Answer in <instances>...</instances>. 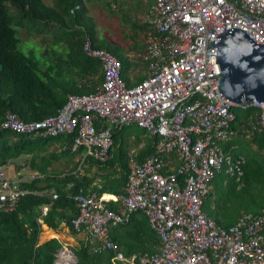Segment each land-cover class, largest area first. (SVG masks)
I'll list each match as a JSON object with an SVG mask.
<instances>
[{"label":"built area","instance_id":"built-area-1","mask_svg":"<svg viewBox=\"0 0 264 264\" xmlns=\"http://www.w3.org/2000/svg\"><path fill=\"white\" fill-rule=\"evenodd\" d=\"M147 24L142 60L146 76L133 86L122 78L120 59L95 49L85 52L100 60L104 81L89 95H70L56 115L26 122L9 112L2 129L22 135L73 136L59 153L77 154L78 167L66 175L85 174V160L112 158L114 131L136 125L159 142L143 161L139 150L128 154L125 194H71L78 208L74 230L86 235L95 253L114 251L112 264H264V213H243L223 227L205 212L215 178L223 173L240 181L246 159L227 154L224 145L237 134L235 107L259 113L242 128L247 137L264 134V104L237 105L221 98L216 53L210 42L231 27L264 45V0H155L144 17ZM177 157L172 170L167 159ZM65 175V176H66ZM64 177V176H63ZM0 166V211L13 212L22 197H48L47 216L59 194L54 189H26ZM73 184H68V189ZM117 203L112 208L110 203ZM142 212L160 237L155 252L126 255L111 238V227L127 224ZM42 223V220L39 219Z\"/></svg>","mask_w":264,"mask_h":264},{"label":"trees","instance_id":"trees-1","mask_svg":"<svg viewBox=\"0 0 264 264\" xmlns=\"http://www.w3.org/2000/svg\"><path fill=\"white\" fill-rule=\"evenodd\" d=\"M52 1L47 4L45 0H0V166L17 164L21 158H26L27 167L41 177H35L20 186L31 190L54 189L59 194L47 216L42 218V224L39 222L41 207L51 203L48 197L28 195L21 198L13 212L0 211V264H55L63 244L55 238L40 243L42 225L56 232L66 226L72 235H79L72 226L78 208L70 198L71 194L83 189L98 195H124L129 152L143 144L144 148L138 151L139 160L143 161L155 153V146L159 142L157 136H151L136 125L115 130L112 158L103 163L87 157L85 174L77 177L56 170L54 163L69 158L77 160L79 156L69 151L59 153L52 150L56 144L69 145L73 136L22 135L2 129L9 112L17 114L26 122L40 121L56 115L66 105L70 95H89L103 84L102 63L85 52L88 40L93 48L117 56L123 70H140L142 74L146 68L141 57L145 45L137 40L136 31L142 32L146 39L149 27L147 24L131 22L132 18L121 11L131 0H112L105 6L109 12H114L112 6L117 5L122 19L130 23L134 33L132 40L135 41L129 50L137 51L140 55L136 63L124 49L98 37L94 21L87 15L89 10L86 5L89 0ZM144 1L150 6L155 0H138L135 7H143ZM11 10L15 15L11 14ZM19 29L20 35L24 30L29 39L32 37L37 40L33 36L43 34V45L49 39L50 42L45 45V54L50 51L57 53L50 49L55 43L65 45L67 50L64 55H55L50 63L37 59L33 52L27 55L20 47L23 39L21 41L18 36ZM49 32L55 33L54 37H44ZM142 80L140 77L138 81L125 82L133 86ZM234 112L237 116L234 129L239 132L237 137L243 142L230 155L246 159L245 174L240 181L225 173L217 176L204 205L209 217L223 227L234 225L243 213H264V134L256 133L249 139L242 134V128L247 126L251 117L259 113V109L235 107ZM224 150L228 154V146ZM77 167L72 170L75 171ZM94 168L96 172L92 173ZM68 184H73V187L68 189ZM227 189L240 198V205L232 211L231 199L224 196ZM110 205L115 209L117 203L111 202ZM110 234L126 255L155 252L160 245L158 233L142 212L134 214L126 225L112 226ZM71 251L77 258L75 264H112L115 257L114 251L95 253L89 241L72 246Z\"/></svg>","mask_w":264,"mask_h":264},{"label":"rangeland","instance_id":"rangeland-1","mask_svg":"<svg viewBox=\"0 0 264 264\" xmlns=\"http://www.w3.org/2000/svg\"><path fill=\"white\" fill-rule=\"evenodd\" d=\"M47 4H51L53 3L52 0H45ZM138 0H131L129 1L128 5L125 8H122L121 11H124L125 13H127V16H130L131 22L132 21H136L137 23L141 24L140 22H142V18L144 16L143 11L146 10L147 7V2H143V7L141 8H137L136 3ZM112 2V0H89L87 2V8L89 10L88 12V16L90 18L93 19L94 21V25H95V29L97 32V35L99 38H103L105 40H107L110 44L112 45H116L121 47L122 49H124V51L126 52V54H128L131 58V60L136 63L137 62V58H139V54L137 53V51H130V47L134 46V41L132 40V35L134 34L132 32V28L130 23L125 22L122 19V15H121V11L119 10V7L115 4H113V10L114 12H109L106 9V4ZM10 5V4H9ZM145 8V9H144ZM144 9V10H142ZM11 14L15 15L12 10H11ZM142 15V18L140 17ZM61 35H64L61 31L59 32ZM26 32L24 30L21 31V35H20V29H19V38L22 39V43H21V50L27 54V55H31V52L34 53L35 57L41 61H45L47 63H50L51 59L55 56V55H64L65 51L67 50V48H65L64 46H61L59 43H55L52 44L50 46V49L55 50L54 53L52 51H50L48 54H45L46 52L44 51L45 49V45H47L50 40L47 39V43L45 45H43L41 42V40H43V34L38 36L35 35L33 37H35L37 40H34V38H28L26 36ZM47 35L49 37H54L55 33L53 34L52 32L49 33H45L44 37H47ZM136 38L137 40L141 41V43H143L145 45L146 43V39L143 37V33L140 31H136ZM27 42V43H26ZM65 48V49H64ZM67 59V58H66ZM142 76L141 71L140 70H123L122 73V78L125 81H138L140 79V77ZM128 85V84H127ZM78 160V159H77ZM75 158H69V159H64V161H66L67 163H69V165L67 167H64L63 169H61V171L63 172H68V171H73L74 167H76L78 165V162ZM18 162V165H14L15 163L12 164V167L7 166V171L9 173V176L11 178H15L17 175V167L22 168V167H26L27 165V159L26 158H21ZM79 166V165H78ZM73 169V170H72ZM21 176H25L26 178H28L29 175V170L28 168L25 169V171H23L21 173ZM227 183H225L226 185ZM213 186H212V190H213ZM211 190V191H212ZM226 199H231V202L233 203L232 206V210L238 208V206L240 205V203L238 201H240V198L237 197L236 193H233L232 190H226V194L224 195ZM43 232L44 233H48L50 231H47L46 228L43 227ZM66 233L69 235L70 232L68 231V227L63 226L61 228V232L65 231ZM60 232V233H61ZM48 234H42L41 236V240H43L44 237H47ZM63 241V240H62ZM65 243V244H64ZM63 244L65 245V247L62 248V251H65L67 253H63L61 252L59 254V257H57V263H60L61 260H65L66 258H68L71 254V245L70 242H68V240H64ZM74 246H78L74 244Z\"/></svg>","mask_w":264,"mask_h":264},{"label":"water","instance_id":"water-1","mask_svg":"<svg viewBox=\"0 0 264 264\" xmlns=\"http://www.w3.org/2000/svg\"><path fill=\"white\" fill-rule=\"evenodd\" d=\"M210 42L216 53L214 65L221 98L237 105L264 104V45L243 30L231 27Z\"/></svg>","mask_w":264,"mask_h":264},{"label":"crops","instance_id":"crops-1","mask_svg":"<svg viewBox=\"0 0 264 264\" xmlns=\"http://www.w3.org/2000/svg\"><path fill=\"white\" fill-rule=\"evenodd\" d=\"M146 2V1H145ZM151 6V5H150ZM150 6L149 5H147V7H146V10L145 11H143V14H144V16H143V18H142V15L140 16L142 19V22H140L141 24H145L144 23V17H145V15L148 13V11H149V8H150ZM145 9V8H144ZM144 9H142V10H144ZM145 76H146V68L143 70V73H142V76H141V78H145ZM243 130V129H242ZM242 134H244V136L246 135L243 131H242ZM237 136H239V132L237 131V134H236V136H234L233 137V139L230 141V142H228L227 144H225L224 146L225 147H227L228 146V148H229V150H228V154H231L230 152L231 151H234V150H236L238 147H239V144L240 143H242L243 142V140L242 139H239ZM246 138H248L249 139V137H247L246 136ZM239 140H242L241 142L239 141ZM57 145L58 144H56L55 146H53L52 147V150H57ZM143 144H141L140 146H142ZM140 146L139 147H136V148H140ZM225 147H224V149H225ZM140 149H142V148H140ZM58 152V151H57ZM167 161L169 162V166L171 167V169L172 170H174L176 167H177V157L175 156V155H173V156H170L168 159H167ZM14 165H18V163L17 164H14ZM69 165V163H67L66 161H64V160H62L61 162H59V163H57V164H55L54 163V167L56 168V170L57 169H63L64 167H67ZM246 166V165H245ZM9 167H12V165H10ZM26 168H28V170H29V177L28 178H26L25 176H21V173L23 172V171H25V169ZM94 171H92V173H95L96 172V170H95V168L93 169ZM63 172V171H62ZM71 172H74V171H71ZM71 172H69L68 171V173H71ZM84 172H85V170H84ZM67 173V174H68ZM245 174V173H244ZM16 175H18L21 179H22V181H20V185H21V183H25V182H30V181H32L35 177H41V175L40 174H37L36 172H34V171H32V170H30V168L29 167H27V165H26V167H22V168H19V167H17V174ZM61 177H63V176H61ZM42 185H45L44 183L42 184ZM212 189V188H211ZM107 195H109V194H107ZM109 196H113L114 198H115V196L114 195H109ZM128 224V223H127ZM121 225H126V224H121ZM45 227H46V229H47V231H50V232H46V233H44L43 232V228H42V232H41V234H40V243H44V242H47V241H49V240H51V239H58L62 244H63V241L64 240H68V242H70V245L71 246H74V244L75 245H79V243L80 242H86V235L85 234H79V235H72V233L69 231V228H68V231L70 232V234L68 235L67 233H66V230L65 231H63V232H61V231H59V232H56V231H53V230H51L50 228H48L46 225H44ZM44 227V228H45ZM61 232V233H60ZM42 234H48L47 235V237H44L43 238V240H41V236H42ZM63 240V241H62ZM65 244V243H64ZM63 244V247H65V245ZM61 252H63L64 254L65 253H67V252H65V251H62V249L58 252V254H57V257H59V254L61 253ZM70 256L68 257V258H66L65 260H61V262L60 263H57V262H55V264H75L76 263V261H77V258L75 257V255L73 254V252L71 251L70 252ZM57 261V260H56Z\"/></svg>","mask_w":264,"mask_h":264},{"label":"clouds","instance_id":"clouds-1","mask_svg":"<svg viewBox=\"0 0 264 264\" xmlns=\"http://www.w3.org/2000/svg\"><path fill=\"white\" fill-rule=\"evenodd\" d=\"M108 52H109V51H108ZM4 167H5V166H4ZM6 169H7V168H6ZM8 174H9V173H8ZM15 178H19L20 181H22V179H21L18 175H17ZM20 187H21V186H20ZM42 189H43V188H42ZM45 189H48V188H45ZM41 208H42V207H41ZM42 218H43V217H42V215H41V217H40L39 219L42 220ZM39 222H40V221H39ZM40 223H41V222H40ZM42 223H43V221H42ZM42 223H41V224H42Z\"/></svg>","mask_w":264,"mask_h":264},{"label":"bare ground","instance_id":"bare-ground-1","mask_svg":"<svg viewBox=\"0 0 264 264\" xmlns=\"http://www.w3.org/2000/svg\"><path fill=\"white\" fill-rule=\"evenodd\" d=\"M109 198H113V197L110 196Z\"/></svg>","mask_w":264,"mask_h":264}]
</instances>
